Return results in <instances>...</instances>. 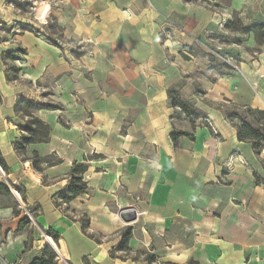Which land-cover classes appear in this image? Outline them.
Listing matches in <instances>:
<instances>
[{
    "label": "crops",
    "instance_id": "obj_1",
    "mask_svg": "<svg viewBox=\"0 0 264 264\" xmlns=\"http://www.w3.org/2000/svg\"><path fill=\"white\" fill-rule=\"evenodd\" d=\"M41 2L48 7L37 17L38 32L9 41L0 33V154L8 166H0V182L36 208L39 226L58 233L59 264H150L143 255L111 257L127 226L130 248L155 253L159 262L264 264V149L256 154L240 141L237 121L226 115L244 105L264 110L250 89L262 71L242 64L240 75L215 74L205 58L180 50L211 26L210 10L192 1ZM11 10L0 0V26ZM49 19L60 28L53 34L58 46L45 34ZM166 28L174 39L166 40ZM19 46L27 51L21 75L8 81L3 52ZM196 87L203 90L202 98L193 96L204 116L192 120L172 105L169 91L187 97ZM19 97L61 107L35 112L51 127L49 140L26 153L46 159L42 172L14 150L26 124L14 110ZM174 130L188 134L172 139ZM83 161L89 189L70 203L68 215L53 198ZM130 207L138 218L127 224L120 211ZM83 216L90 219L85 231ZM24 218L11 198L0 196V264L40 256L45 245L31 242L39 237L33 226L18 231Z\"/></svg>",
    "mask_w": 264,
    "mask_h": 264
},
{
    "label": "rangeland",
    "instance_id": "obj_2",
    "mask_svg": "<svg viewBox=\"0 0 264 264\" xmlns=\"http://www.w3.org/2000/svg\"><path fill=\"white\" fill-rule=\"evenodd\" d=\"M5 4L12 7L13 10L10 12V20H6L0 26V33L2 38L6 40L15 39L16 35H19L23 32L21 25H30L38 29V20L37 17H40L38 14V8L42 6L41 0H3ZM14 1V4L10 5V2ZM192 1L193 4L204 7L211 12V26L204 33L203 36L193 39V46L183 44L180 50H185V47H189L187 52L193 55L194 57H203L207 60L208 70H214L215 73L218 70L227 73L228 75H234L238 73L240 75V67L244 65H249L254 71H262L263 78L257 84L250 86V89L254 96H259L260 99L264 100V0H187ZM37 3V4H36ZM26 4V8H20L16 5ZM13 12V14H12ZM41 18V17H40ZM53 19V18H52ZM18 23L19 25H17ZM48 24H55L52 20L49 19ZM11 26H15L16 30L9 29ZM28 27V26H27ZM60 29L57 26L54 28H49L45 34H50L53 38L54 35H60ZM207 33V34H206ZM54 34V35H53ZM56 37L60 39V37ZM187 37V34L186 36ZM64 39H61V41ZM72 45L76 48H80L77 43ZM10 49V48H8ZM7 51V50H6ZM21 59L19 61H12L10 58L5 57V65L8 71V74L13 77V70L11 66L22 67L24 57L19 55ZM263 69V70H262ZM211 74L210 80L213 82L215 80L214 74ZM261 73V72H259ZM216 74V73H215ZM21 75V73H20ZM260 75V74H259ZM217 79V78H216ZM16 81V80H12ZM20 82V81H19ZM18 83V81H17ZM22 87L19 86L18 90ZM180 98L186 102L187 107L190 111L197 109L195 101L196 98H202L203 90L196 87L193 91L190 90L189 96H184L181 90L177 91ZM263 94V95H261ZM195 97H194V96ZM262 96V97H261ZM224 101H227L226 98H221ZM221 101L220 104L224 103ZM201 101V100H200ZM232 105V104H231ZM236 110L235 108L230 110ZM204 116L202 110L199 112ZM187 117V116H186ZM233 122L236 119L232 120ZM256 180L258 178L256 177ZM11 188V187H10ZM12 190V189H11ZM13 192V191H12ZM15 198L18 200L19 204L24 202L16 192H14ZM25 203V202H24ZM26 204V203H25ZM37 211H30V218L26 211L24 210L25 217L29 218V224L33 226L34 230L37 231L39 237L33 238L32 241L38 240L37 245H50L46 236H51V233L43 229L37 224L35 215ZM68 215H72L69 211ZM85 215V214H84ZM73 217V216H72ZM87 217V216H86ZM86 217H82L83 219ZM34 224V225H33ZM60 225V224H59ZM61 226V225H60ZM53 238V237H52ZM54 239V238H53ZM55 241V240H54ZM56 247L57 241H55ZM51 247V245H50ZM55 251V250H54ZM56 253L57 264L63 258L60 255V251ZM119 253V252H118ZM122 255L121 253H119ZM33 258H26L25 264H30Z\"/></svg>",
    "mask_w": 264,
    "mask_h": 264
},
{
    "label": "trees",
    "instance_id": "obj_3",
    "mask_svg": "<svg viewBox=\"0 0 264 264\" xmlns=\"http://www.w3.org/2000/svg\"><path fill=\"white\" fill-rule=\"evenodd\" d=\"M14 4V1H11ZM18 7L26 8V4L16 5ZM55 24L48 25L49 28H54L55 26L59 28L56 21L53 20ZM19 25L18 23H16ZM20 26V25H19ZM23 31H34L38 32L34 27H30V25H21ZM28 26V27H27ZM9 29L16 30L15 26H11ZM47 39L50 43L58 46L57 41L47 36ZM3 41H8L5 38H2ZM27 54L26 48L19 46L14 50L4 51L3 52V60L5 57L10 58L12 61H19L21 57ZM5 62V61H4ZM13 70V77L7 73V80H18L20 77V73L22 71L21 67L11 66ZM170 97L172 99V105L175 107H179L182 112L186 114L190 119L197 118L200 113L197 109L190 111L186 105V102L183 101L177 90H170ZM60 105L55 104H47L41 103L38 101H34L28 99L26 97H19L17 102L14 105L15 112L19 113L20 116L25 120V125L20 127L21 136L14 141V150L18 156L22 158V160H28L31 162L32 167L36 171L42 172L41 165L46 161L44 157L39 156L37 152L33 153L32 158H28L26 156L28 147L34 143L47 142L50 138L51 127L46 124L43 120L38 118L35 115V112L42 109L48 110H57L60 109ZM236 110L227 111L226 115L229 120L236 119L237 121V131H238V139L240 141L249 142L252 145V148L256 154H261L264 149V110L259 108H253L249 105L237 106ZM188 133L184 131H176L174 130L171 134L172 139H176L179 136L187 135ZM0 166L7 171L8 166L4 159L0 154ZM89 164L86 161L83 162H75L73 166L70 168L68 172V184L63 189L57 192V194L53 198V202L56 207L61 208L69 212L70 203L78 198L80 195L88 192V183L85 180V174L89 170ZM15 188V187H14ZM16 189V188H15ZM21 194V193H20ZM0 196H5L11 198L16 206L24 211L23 208L20 207L18 200L15 198L10 186L7 183L0 182ZM23 200V198H22ZM24 201V200H23ZM25 202V201H24ZM27 205V204H26ZM27 208L30 211H36V208H31L27 205ZM16 213L18 211L16 210ZM90 219L84 218L82 219V228L85 231L89 226ZM29 224V218L25 217L19 223L18 231L23 230ZM52 237L55 241L58 240V233L53 230H49ZM133 236V227L127 226L125 229L121 231V242L117 246L115 250L111 252V257L113 258H132L137 259L140 255H143L145 260L150 264H179L176 262H159L158 257L155 253L137 250L133 251L129 242ZM116 252H120L122 255H117ZM135 254V255H132ZM30 264H57L56 253L50 245H45L41 250L40 256L33 258ZM185 264H201L200 261L191 258Z\"/></svg>",
    "mask_w": 264,
    "mask_h": 264
},
{
    "label": "built area",
    "instance_id": "obj_4",
    "mask_svg": "<svg viewBox=\"0 0 264 264\" xmlns=\"http://www.w3.org/2000/svg\"><path fill=\"white\" fill-rule=\"evenodd\" d=\"M12 4H13V3L10 2V5H12ZM163 35L165 36L166 40H167V39H174V33H173L172 29H170V28H166V29L164 30V32H163ZM78 45H80V44L78 43ZM181 48H182V47H181ZM188 48H189V47L187 46V47H185V50H186V51H184V50H182V51L185 52V53H187ZM205 120H206V122H208L209 124H211V121H210L209 118H206ZM211 125H212V124H211ZM214 130H215V129H214ZM225 167H226L228 170L231 169V166H230L229 164H226ZM0 169H1V168H0ZM11 189H12V191L16 192V191L14 190V188H11ZM20 207L23 208V209L26 211V214H27L30 218H32V217H31V214H30V210L27 208V205H26L24 202H22V204H20Z\"/></svg>",
    "mask_w": 264,
    "mask_h": 264
},
{
    "label": "water",
    "instance_id": "obj_5",
    "mask_svg": "<svg viewBox=\"0 0 264 264\" xmlns=\"http://www.w3.org/2000/svg\"><path fill=\"white\" fill-rule=\"evenodd\" d=\"M121 219L127 223L131 224L132 222L136 221L138 218V212L135 208H125L120 211Z\"/></svg>",
    "mask_w": 264,
    "mask_h": 264
},
{
    "label": "bare ground",
    "instance_id": "obj_6",
    "mask_svg": "<svg viewBox=\"0 0 264 264\" xmlns=\"http://www.w3.org/2000/svg\"><path fill=\"white\" fill-rule=\"evenodd\" d=\"M37 4V3H36ZM47 5H43V3H42V6L41 7H39V16L41 17V18H44V15L46 14V10H47ZM50 8V7H49ZM49 10V9H48ZM46 240H47V242L51 245V247L58 253V249H57V247H56V242L54 241V239L51 237V236H46Z\"/></svg>",
    "mask_w": 264,
    "mask_h": 264
}]
</instances>
